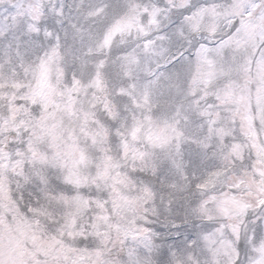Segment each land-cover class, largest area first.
I'll use <instances>...</instances> for the list:
<instances>
[{
    "label": "snow or ice",
    "instance_id": "6c2138e0",
    "mask_svg": "<svg viewBox=\"0 0 264 264\" xmlns=\"http://www.w3.org/2000/svg\"><path fill=\"white\" fill-rule=\"evenodd\" d=\"M0 264H264V0H0Z\"/></svg>",
    "mask_w": 264,
    "mask_h": 264
}]
</instances>
